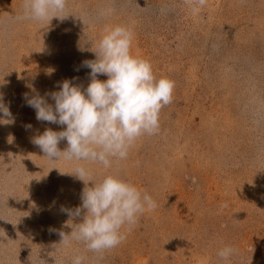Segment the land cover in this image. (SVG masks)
Returning <instances> with one entry per match:
<instances>
[{"label":"rangeland","instance_id":"374dc122","mask_svg":"<svg viewBox=\"0 0 264 264\" xmlns=\"http://www.w3.org/2000/svg\"><path fill=\"white\" fill-rule=\"evenodd\" d=\"M23 3L0 0V95L13 121L0 123V264H72L76 255L86 264H264V0H67L66 18L43 23L16 19ZM117 25L134 33L132 54L157 79L175 82L159 130L110 168L44 157L33 138L66 125L37 120L25 96L54 105L49 93L63 81L86 89L83 62ZM77 166L90 170L86 180L116 175L157 203L103 254L60 243L86 211L62 210L82 205ZM225 246L236 250L228 261L218 256Z\"/></svg>","mask_w":264,"mask_h":264},{"label":"clouds","instance_id":"9594fccd","mask_svg":"<svg viewBox=\"0 0 264 264\" xmlns=\"http://www.w3.org/2000/svg\"><path fill=\"white\" fill-rule=\"evenodd\" d=\"M205 2L198 0L200 5ZM66 6L67 0H24L23 14L16 19L37 23L53 18L63 20L68 16L63 14ZM133 40L134 33L126 26L106 28L92 50L96 58L83 62L91 70L86 89L65 80L58 91L49 93L54 105L38 93L25 96L27 104L36 110L37 120L66 125L63 131L49 128L33 138L44 157L93 161L110 168L113 159L127 158L139 137L159 130L160 112L172 103L175 82L167 77L157 79L151 62L132 54ZM99 75L108 78L100 80ZM0 113V123L13 122L5 119L11 118V111L2 95ZM62 140L67 141L63 151L59 148ZM71 173L85 182L82 205L75 210H62L73 218L86 211L81 222L67 223L70 233L60 232V243L65 246L82 242L87 251L103 254L126 239L122 231L125 226L130 231L145 211L157 207L150 194L119 176L109 174L100 181L86 180L91 173L84 166H77ZM89 181L91 186H87ZM235 252L232 246H225L218 256L228 261ZM72 264H86V257L76 255Z\"/></svg>","mask_w":264,"mask_h":264}]
</instances>
